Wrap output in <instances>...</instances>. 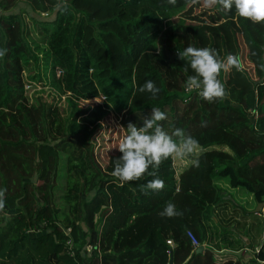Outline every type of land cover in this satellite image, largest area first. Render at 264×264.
Instances as JSON below:
<instances>
[{
    "label": "trees",
    "instance_id": "trees-1",
    "mask_svg": "<svg viewBox=\"0 0 264 264\" xmlns=\"http://www.w3.org/2000/svg\"><path fill=\"white\" fill-rule=\"evenodd\" d=\"M17 1L41 7L0 0V49H7L0 58V264H239L220 253L240 249L231 233L220 232L215 247L208 223L216 225L213 211L226 198L215 179L264 203V23L238 18L234 9H214L208 22L184 16L188 0H57L49 20L28 16L49 55L47 86L32 81L39 57L22 15L12 11ZM188 46L214 49L225 64L230 54L238 58L239 68L218 76L225 99L208 103L186 90L194 73L184 71L178 52ZM147 80L157 97L138 91ZM42 87L51 100L37 94ZM152 108L166 114L160 124L169 135L180 128L199 141L192 157L199 167L189 163L174 174L169 158L121 186L110 173L123 129L142 127ZM60 148L80 172L67 175L65 200L87 196L75 198V215L64 223L53 202ZM157 178L163 190L146 193L143 186ZM168 202L181 214L162 217ZM247 247L253 262L264 261V240Z\"/></svg>",
    "mask_w": 264,
    "mask_h": 264
},
{
    "label": "clouds",
    "instance_id": "clouds-1",
    "mask_svg": "<svg viewBox=\"0 0 264 264\" xmlns=\"http://www.w3.org/2000/svg\"><path fill=\"white\" fill-rule=\"evenodd\" d=\"M175 4L176 0H168ZM192 5L199 4L201 0H188ZM205 9L223 10L231 12L235 10L238 18H243L252 23H264V0H203ZM59 8L60 5L58 4ZM63 10V9H61ZM7 49H0V58H3ZM178 58L186 61L184 71L189 69L194 73L186 80V90H197L200 98L205 102L212 103L227 97L224 85L218 79L221 70L227 71L231 67H240L239 60L234 55H228L225 64L217 58V53L210 48L186 47L178 52ZM140 93H148L152 98L159 94V88L152 80H147L138 88ZM166 114L159 108H152L148 118L143 120V126L137 127L129 123L123 129L124 135L119 142L118 150L121 156L115 160L114 169L110 173L116 181L123 186L126 182L139 180L151 167L158 169L160 165L169 158L180 160L189 159L194 167H199L198 159H190L199 148V141L186 135L183 129H175L171 135L165 132L160 124L166 120ZM155 176L156 172L150 173ZM147 191H162L164 181L152 179L143 186ZM6 189H0V211L5 208ZM162 217H174L180 215L172 202H168L163 211L159 213Z\"/></svg>",
    "mask_w": 264,
    "mask_h": 264
},
{
    "label": "rangeland",
    "instance_id": "rangeland-1",
    "mask_svg": "<svg viewBox=\"0 0 264 264\" xmlns=\"http://www.w3.org/2000/svg\"><path fill=\"white\" fill-rule=\"evenodd\" d=\"M37 4L40 2L41 7H37L35 11H32L31 8L26 4V2L15 3L12 11L20 12L22 15L24 22L26 24V39L28 40L31 47L37 53L39 60L37 61L36 67L30 68L32 73H35L39 76H31L32 81L36 84L47 86L52 85V77L50 74V69L48 67L49 63V55L46 51V47L43 42L40 41V37L38 35L37 29L38 27L30 24L28 16H33L39 20H49L52 16L50 13V7H52L57 0H35ZM203 0L199 4H188L186 9L182 12V15L192 17V16H200V18L204 20L212 21L214 18V9H205L202 6ZM34 42V43H33ZM37 44L36 46H34ZM43 56L46 57L47 61L44 60ZM28 70L24 69L23 75L27 74ZM31 73V74H32ZM58 74V73H57ZM55 74V75H57ZM58 76V75H57ZM40 89V88H39ZM37 94L40 95L43 99L51 100L48 88H41L37 91ZM65 104H60L61 109L64 108ZM120 118L117 116V120ZM146 119V118H145ZM142 120H136V123ZM143 126V125H142ZM98 142L96 141V144ZM95 144V145H96ZM59 161L57 166V177L55 180V186L53 187V202L55 207L58 209V212L55 214L56 220L59 222H65L64 217H74L76 208H72V204H74V200H84L87 196L85 194H73L72 204L67 202L64 198L65 188H67V175L68 174H80L78 169L70 167L72 163L68 161V157L70 158L71 153L67 148L59 149ZM200 152V149L196 150V153L192 156L194 157L196 154ZM192 157L190 159H192ZM189 159H176L171 158V164L176 174L183 167L188 165ZM70 168V173H69ZM72 168V169H71ZM78 182L81 181V176H77ZM216 185H218L223 190V195H226L225 199H223L220 204L216 206V211H213V215L217 218L216 225H212L208 223V230L210 231L213 241L216 243L215 247L221 246L220 240V232L223 230H228L231 233L230 239L233 244H236L235 248H240L239 256L242 253V258L246 263L243 264H263L259 261L253 262L254 253L247 247L248 243L250 246H255L261 240H264V203H261V206L255 210L256 202L252 197V194L247 192L246 190L235 187L231 188L228 186L225 178L215 179L213 181ZM87 186L85 185V188ZM82 193V192H81ZM77 195V196H76ZM237 241V243H236ZM247 242V244H246ZM213 245V244H211ZM89 249V247H87ZM241 259V257H240ZM248 260H251L249 263ZM240 264V263H239Z\"/></svg>",
    "mask_w": 264,
    "mask_h": 264
},
{
    "label": "water",
    "instance_id": "water-1",
    "mask_svg": "<svg viewBox=\"0 0 264 264\" xmlns=\"http://www.w3.org/2000/svg\"><path fill=\"white\" fill-rule=\"evenodd\" d=\"M259 206H261V203L260 202H258L256 204L255 210H257ZM246 244H247V242H246ZM202 249H203V244L197 246L195 248V252H199ZM220 253H223V254H232V255H235V256H238L239 257V253L240 252L239 251H230V250H227V249H222V250H220Z\"/></svg>",
    "mask_w": 264,
    "mask_h": 264
},
{
    "label": "built area",
    "instance_id": "built-area-1",
    "mask_svg": "<svg viewBox=\"0 0 264 264\" xmlns=\"http://www.w3.org/2000/svg\"><path fill=\"white\" fill-rule=\"evenodd\" d=\"M186 235H187V237L189 238L192 247L196 248L197 246L200 245V244L197 242V240L194 238V236H193L189 231L186 232ZM166 243H167L169 246L172 245V242H171V240H169V239L166 240ZM261 262L264 263V261H261Z\"/></svg>",
    "mask_w": 264,
    "mask_h": 264
},
{
    "label": "crops",
    "instance_id": "crops-1",
    "mask_svg": "<svg viewBox=\"0 0 264 264\" xmlns=\"http://www.w3.org/2000/svg\"><path fill=\"white\" fill-rule=\"evenodd\" d=\"M234 188H235V187H234ZM239 250H240V249H239ZM239 250H238V251H239ZM242 256H243V254L241 253L240 256H239V258L241 257L240 262H239L240 264L246 263L245 260L242 258ZM259 262L262 263L261 261H259ZM263 264H264V263H263Z\"/></svg>",
    "mask_w": 264,
    "mask_h": 264
}]
</instances>
